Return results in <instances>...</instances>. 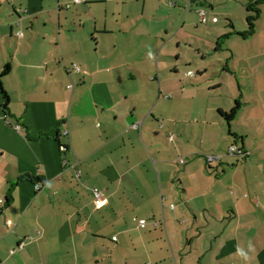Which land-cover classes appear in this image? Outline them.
<instances>
[{
    "label": "crops",
    "instance_id": "1",
    "mask_svg": "<svg viewBox=\"0 0 264 264\" xmlns=\"http://www.w3.org/2000/svg\"><path fill=\"white\" fill-rule=\"evenodd\" d=\"M171 1H0V264H264V72L188 75L264 0Z\"/></svg>",
    "mask_w": 264,
    "mask_h": 264
},
{
    "label": "rangeland",
    "instance_id": "2",
    "mask_svg": "<svg viewBox=\"0 0 264 264\" xmlns=\"http://www.w3.org/2000/svg\"><path fill=\"white\" fill-rule=\"evenodd\" d=\"M200 29L198 33L203 37V30L206 29L205 25H202ZM196 36L198 37V34H196ZM234 38L235 39L230 41L228 39H223L221 50L217 51L215 49L216 40L213 36V42H209L213 45L207 42L205 43V45L207 44L206 46L203 44L200 46L199 49H201V53L197 51L191 52V66H189L190 68L188 70L197 74L199 72H206L210 75L217 74L215 72H218V74L219 72H223V76L229 74L227 72H264V58H254L260 53L259 51L257 53V48H259L258 42L254 41L253 37ZM193 47H195V49L197 47L198 49V46L194 45ZM261 53H264V51ZM233 56H235L234 59H232ZM251 58L252 60H250ZM183 159L185 160V158Z\"/></svg>",
    "mask_w": 264,
    "mask_h": 264
},
{
    "label": "built area",
    "instance_id": "3",
    "mask_svg": "<svg viewBox=\"0 0 264 264\" xmlns=\"http://www.w3.org/2000/svg\"><path fill=\"white\" fill-rule=\"evenodd\" d=\"M72 2L74 4H81V3L84 2V0H72ZM169 5L173 6L174 3L171 0H169ZM199 16H200V19H201L202 22L206 23L208 21L209 17H208V14H207V12L205 10H199ZM212 20H213V22H217L218 21L217 18H213ZM16 36L18 38H22L24 36V33L21 30H17L16 31ZM74 68H75V70H77L79 72L81 71V68L79 66H77V65H74ZM188 75L194 77L195 73L194 72H189ZM70 88H72V86H70ZM0 111H1V106H0ZM0 116H1V113H0ZM14 128L16 130H18V131L22 130V127L20 125H15ZM64 136H69V131H65L64 132ZM171 139H173V136H171ZM242 154H243V151L238 146L233 145V146H231L228 149L226 154H209V155H205V160H206V163H207L208 166H213V165H217V164L222 163L225 157L241 156ZM184 163H185V160L182 159L181 160V164H184ZM93 194H94L95 204L98 207H102L106 203L105 195L101 191H98V190H95ZM171 208L174 209L175 205L172 204ZM148 223L149 222L146 221V220H140L139 221V227L140 228H145L148 225ZM151 223H152V225L154 227H158L159 226V223L157 221H153ZM8 224L12 225L11 222H9Z\"/></svg>",
    "mask_w": 264,
    "mask_h": 264
},
{
    "label": "trees",
    "instance_id": "4",
    "mask_svg": "<svg viewBox=\"0 0 264 264\" xmlns=\"http://www.w3.org/2000/svg\"><path fill=\"white\" fill-rule=\"evenodd\" d=\"M251 11H254L255 13H258L257 11L253 10V8L251 9ZM253 19H254V18H249L248 20H249V22H251V20H253ZM0 95H1L2 98H4V101H5V103H4L3 105L1 104L0 106H1V108H2L3 106H5V109H7L8 96H7L5 90H4L3 86H2L1 81H0ZM239 107H240V103H239V101H238L237 104H236L235 109L232 111V113H231L230 115H228V116L226 115V117H227L228 119H231V118H232V115L234 114V112H236L237 110H239ZM5 109H3V110H5ZM60 148L66 150V149H67V146H66V145H62V144L60 143ZM10 198H11V195H8L7 200H6V203H9V202H10Z\"/></svg>",
    "mask_w": 264,
    "mask_h": 264
},
{
    "label": "water",
    "instance_id": "5",
    "mask_svg": "<svg viewBox=\"0 0 264 264\" xmlns=\"http://www.w3.org/2000/svg\"><path fill=\"white\" fill-rule=\"evenodd\" d=\"M0 96H1V95H0ZM2 109H5V106H3Z\"/></svg>",
    "mask_w": 264,
    "mask_h": 264
}]
</instances>
